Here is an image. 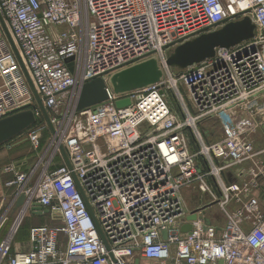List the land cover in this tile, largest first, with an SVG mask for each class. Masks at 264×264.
Wrapping results in <instances>:
<instances>
[{
	"label": "built area",
	"instance_id": "2783aa9c",
	"mask_svg": "<svg viewBox=\"0 0 264 264\" xmlns=\"http://www.w3.org/2000/svg\"><path fill=\"white\" fill-rule=\"evenodd\" d=\"M245 16L252 40L185 70L167 66V51ZM149 56L161 58L165 78L116 96L107 77ZM97 77L108 100L77 111ZM0 78V120L24 111L37 120L24 133L33 155L3 170L13 194L0 218V264H264V120L255 108L264 0H0ZM123 100L130 105L118 108ZM238 113L245 129L211 140L200 128ZM184 189L199 195L193 208ZM214 208L222 227L207 215ZM30 214L62 226L32 228L21 251L15 238Z\"/></svg>",
	"mask_w": 264,
	"mask_h": 264
},
{
	"label": "water",
	"instance_id": "95a60500",
	"mask_svg": "<svg viewBox=\"0 0 264 264\" xmlns=\"http://www.w3.org/2000/svg\"><path fill=\"white\" fill-rule=\"evenodd\" d=\"M255 32L256 26L248 16H245L242 20L231 21L219 29L204 33L167 51L166 64L175 71L185 70L215 57L218 49H231L245 41L252 40L255 37ZM163 79L164 72L158 60L152 58L113 75L110 79L109 86L116 96H121L151 87L160 83ZM107 88V83L102 77H97L85 83L80 91L76 103V110L83 111L106 102L108 100ZM32 89L36 94L35 89L33 87ZM38 100L49 122L48 114L43 103L40 98H38ZM129 105V100L117 102L118 108L127 107ZM36 122V117L32 111L20 112L0 120V147L23 134L34 126ZM61 151L67 165L70 166L65 149L61 148ZM24 199L23 196L19 199L17 207L23 205ZM34 212L41 214L40 208H34ZM44 213L48 214L49 211L44 210ZM196 220L197 216L195 214L188 218L189 222H194ZM206 223L210 225L209 220H206ZM191 229L192 226L189 224L184 226L182 231L187 233L190 232ZM164 238H167L166 232L164 233ZM136 264H139V261H137ZM221 264H223V262H221Z\"/></svg>",
	"mask_w": 264,
	"mask_h": 264
},
{
	"label": "rangeland",
	"instance_id": "374dc122",
	"mask_svg": "<svg viewBox=\"0 0 264 264\" xmlns=\"http://www.w3.org/2000/svg\"><path fill=\"white\" fill-rule=\"evenodd\" d=\"M242 20V19H241ZM152 58H156L158 60L159 65L162 66V60L161 58L157 57V56H149L146 57L143 60L137 61L133 64L127 65L126 67H122L121 69L117 70L121 71L123 69H126L134 64L146 61V60H150ZM163 72H164V78H165V71L162 68ZM113 74V73H112ZM2 84V79L0 78V85ZM181 90L183 92V94L187 97V92L185 91V89L182 87L181 85ZM169 95V100L172 103V106H174L175 109L178 108L177 104H176V99L173 95V93H168ZM187 102H189L188 97L186 98ZM231 114H228V116H224L220 119H216V120H210L207 121L206 125L205 123L202 124L200 126V128L203 130L204 127H206L207 131H212L213 136H210L211 140H217L221 137L222 134H224L231 126L232 124L235 123H239V124H245L247 121V118H245L243 116L242 113H238V115H236V117H238L239 119H241L242 121L240 122H232V116H230ZM26 132V131H25ZM24 132V133H25ZM21 134V136H19V138L13 140L11 143L4 145L3 147H0V155L3 156V158L0 160V168L3 167L5 164L8 165L9 163H11L10 161L13 158H17V161H20L23 155H27L28 157L32 156L33 154V148L30 145V143L28 142H24L25 140V134ZM45 140L46 138H44L43 140V146H45ZM24 142L23 144H21V146H17V147H13L14 145L18 144V142ZM3 165V166H2ZM12 191H7L4 186L1 189L0 188V218L4 215V213L10 208V200L12 198ZM183 194L187 200V203L190 207H194L193 206V202L194 200L199 198V195L196 193H193L192 191H190L189 189H184L183 190ZM20 210L19 209H14L11 210V212L9 213V219L7 221V225L5 227V234L6 232H8L11 227L14 225V223L17 220V217L19 215ZM42 225H48V226H62V222H53L51 221L49 215H45V216H38V215H34V214H30L28 215L24 221L22 222L21 226L19 227V230L16 234V238H15V245L17 246V248H19V250L21 251H26L28 250V245L30 243V232L32 228L35 227H40ZM4 234V233H3Z\"/></svg>",
	"mask_w": 264,
	"mask_h": 264
},
{
	"label": "crops",
	"instance_id": "0c3cea01",
	"mask_svg": "<svg viewBox=\"0 0 264 264\" xmlns=\"http://www.w3.org/2000/svg\"><path fill=\"white\" fill-rule=\"evenodd\" d=\"M255 108L257 110V112L259 113L258 114V118L259 120L263 121L264 120V93H261L259 96H257V98L255 99ZM243 114V113H242ZM238 115V114H236ZM232 117V119H234V121L232 122H240L242 121L241 119H239L238 117ZM243 116L245 118H247L246 114H243ZM250 124V120L247 118V121L245 124H239V123H235V124H232V126H235V127H241V129H245L247 127V125ZM260 134V138L261 140L259 139V137L257 138V141L259 142V144H264V134L262 132L259 133ZM24 142H27L26 139L24 140ZM23 141L21 142H18V144L14 145L13 147H17V146H21V144L24 143ZM3 147V146H2ZM3 158L2 155H0V160ZM17 158H13L10 162L11 163H16V162H19L16 160ZM24 159H28V156L27 155H23L21 160H24ZM29 160V159H28ZM10 164V163H9ZM3 166V165H2ZM7 165L5 164L3 167L0 168V188L2 189L3 186H4V183L11 178V176L5 174L3 172L4 168L6 167ZM262 199H264V195L261 196ZM204 199L206 200V197H204ZM206 202V201H204ZM216 208V207H215ZM215 208L210 210V211H207V215L212 219V223L214 224H217V225H220L221 227L223 226V221L222 220H219V214H217L215 212ZM54 227H60V226H54ZM5 235V234H4ZM17 248V247H16ZM19 249V248H18ZM137 261H139V264H159L155 261H149V260H145L143 258H139L137 259ZM218 264H221V262H219Z\"/></svg>",
	"mask_w": 264,
	"mask_h": 264
},
{
	"label": "bare ground",
	"instance_id": "6f19581e",
	"mask_svg": "<svg viewBox=\"0 0 264 264\" xmlns=\"http://www.w3.org/2000/svg\"><path fill=\"white\" fill-rule=\"evenodd\" d=\"M147 61V60H146ZM138 64V63H137ZM135 65V64H134ZM133 66V65H132ZM132 66H130V67H132ZM130 67H128V68H126V70L127 69H129ZM123 70H125V69H123ZM122 71V70H121ZM120 71H118V72H114L113 74H111V75H109L108 77H107V80H108V84H109V82H110V79H111V77L113 76V75H115V74H118Z\"/></svg>",
	"mask_w": 264,
	"mask_h": 264
},
{
	"label": "trees",
	"instance_id": "16d2710c",
	"mask_svg": "<svg viewBox=\"0 0 264 264\" xmlns=\"http://www.w3.org/2000/svg\"><path fill=\"white\" fill-rule=\"evenodd\" d=\"M25 133H26V132H25ZM20 136H21V135H20ZM46 136H47V135H46ZM17 138H19V136H18ZM17 138H15V139H17ZM15 139H13V140H15ZM13 140H12V141H13ZM12 141H10V142H8V143H6V144H4V145H7V144L11 143ZM4 145H3V146H4ZM1 147H2V146H1ZM60 165H61L60 161L57 160V162H56V164H55L54 167L56 168V167H59Z\"/></svg>",
	"mask_w": 264,
	"mask_h": 264
}]
</instances>
